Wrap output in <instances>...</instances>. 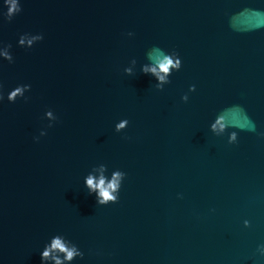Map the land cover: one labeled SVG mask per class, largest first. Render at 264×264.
I'll return each instance as SVG.
<instances>
[{"label":"water","instance_id":"95a60500","mask_svg":"<svg viewBox=\"0 0 264 264\" xmlns=\"http://www.w3.org/2000/svg\"><path fill=\"white\" fill-rule=\"evenodd\" d=\"M18 2L9 21L0 0V264H41L57 233L84 252L72 264H264V0ZM154 46L182 58L163 90L141 71ZM222 112L236 127L216 135ZM101 163L127 174L116 203L84 185Z\"/></svg>","mask_w":264,"mask_h":264},{"label":"clouds","instance_id":"9594fccd","mask_svg":"<svg viewBox=\"0 0 264 264\" xmlns=\"http://www.w3.org/2000/svg\"><path fill=\"white\" fill-rule=\"evenodd\" d=\"M8 3V20L12 18L19 12L22 11V6L18 0H6ZM128 36H132V32L127 33ZM44 39L43 33H23L20 35L18 40V45L27 49L32 48L34 41H41ZM11 45H5L0 49V57L3 60H7L9 63L13 62V55L10 51ZM152 49L155 50V58H149V62L141 66V71L145 74H151L156 83L154 87L159 90H163L166 84L171 83L170 77L174 71H179L182 67V58L180 54L176 51H166L159 46H154ZM136 59L133 58L130 64L126 66L123 71L127 75H133ZM32 85L30 83H21L17 86L11 88L7 92V100L10 103H15L18 98H22L27 101L29 97L25 95L30 92ZM4 85L0 83V102L4 101ZM196 90V85L192 84L189 86L188 92H194ZM181 99L185 102L189 100L188 93H184ZM239 107V106H234ZM43 118L48 121L46 127H43L39 131V136L33 137L34 140L39 141L40 137L47 135V129L51 128L54 122L58 119L57 115H53V110L51 108L47 109ZM129 125V120L127 118H122L118 120L114 127L116 132H121ZM229 127H236L232 122L226 119L225 115L222 113L217 114L214 122L211 121L210 129L216 135L225 133ZM250 131H256L255 125L249 127ZM259 136L264 137V131L257 133ZM239 133L235 130L228 133L227 140L229 144L236 143L238 140ZM108 166L106 164H99L92 168V170L84 177V185L87 188L89 194H95L96 203L98 205H108L110 203H116L119 200L120 189L122 187V182L126 177V172L117 168L111 171L110 175ZM182 193H178V196L182 198ZM212 211H215L213 209ZM243 224L245 227H249L251 221L244 219ZM256 251L260 256L264 257V243L257 245ZM41 264H72L76 258L83 259L84 252L79 248V246L65 237L61 233L54 234L50 237L48 241L45 242L43 249L40 252Z\"/></svg>","mask_w":264,"mask_h":264}]
</instances>
